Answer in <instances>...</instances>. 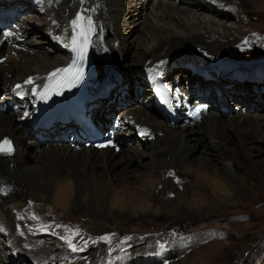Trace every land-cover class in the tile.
Returning a JSON list of instances; mask_svg holds the SVG:
<instances>
[{"label": "bare ground", "instance_id": "obj_1", "mask_svg": "<svg viewBox=\"0 0 264 264\" xmlns=\"http://www.w3.org/2000/svg\"><path fill=\"white\" fill-rule=\"evenodd\" d=\"M232 1L236 2V0H180V3H175L176 0L175 2L170 0H44L43 18L38 17L39 14L36 13L35 17L26 16L29 17L27 19L24 16L21 17L26 21L21 23L24 28H19L22 35L28 34L27 30H36L37 34L32 36L31 40L25 39L23 43L18 42L19 45H4L8 50L7 56L14 53L19 57V60L12 66L0 68V82L3 83V85L0 83V87L2 85V91L5 92L4 104L0 107V140L4 136H9L16 145V152L12 156L3 157L0 155V264H32L24 259L28 255L26 252L20 251L17 244H31L28 251L38 250L40 252L39 249H41L43 257L33 254H31V258L28 257L33 260L37 259V264H52V262L58 264L59 262L58 259H52L57 254L55 253L57 245H53L54 248H51L50 244L54 243L53 240L63 231V229L55 227L63 224L60 222L61 220L48 224L54 227L55 229H52L57 232L52 230L53 237L50 239L41 241L39 237H35L34 235L41 229L37 227L42 226V223L30 219H26V221L31 232L25 228L21 234L26 239L21 238L15 232V228L20 224L14 219L17 218V212L21 206L27 204H24V199L32 202L34 207L38 204L45 205L47 202L48 204L52 202V205L63 212V208H70L71 215L75 214L76 217H84L98 212L110 215L111 209L118 206L125 208V212L132 215V213H138L137 208L144 207L141 202H145V200L138 199L139 196L135 191H131V186L127 187L126 181L132 176L133 163L137 161L140 166H143L142 160L148 156L143 153L145 144L152 143L154 146L150 156L154 163V169L149 177L140 180L139 186L144 188L145 184H148L153 187V190L157 185L158 188L162 185V176L164 179L171 176L169 173L173 175L175 172L177 174L184 172V175L179 178L185 182L190 180L185 176L193 175L195 171L190 167L193 155L192 147L187 143V140L198 143L202 141L204 135H208V142L203 146L201 152L205 155H214V150H220V138L227 135L220 130L221 123L214 111L217 107L216 101L220 96L215 93L213 95L214 88L211 90L213 92L207 90L210 82L213 81L216 89L222 88L219 89L221 97L222 91L238 82L245 83L250 87L264 86V65H259L258 69L262 73L257 74H253L252 71L255 66H250L247 69L250 73L249 81L243 82L239 81L243 76L232 75L235 69L239 68L227 69L231 65L230 63H234V60H228L231 57L225 59L221 55L222 57L214 60V65H210L209 55L214 54L212 53L213 48H218L221 40L228 39L230 36L240 39L249 31L242 28H231L225 24L224 21H231L234 16L231 9L226 8V6H230L229 4H236ZM240 1L243 7V2ZM20 3L22 7L27 6L24 10L31 7L25 1L20 0ZM78 9H84L95 15L104 30V43L100 38H96L87 48V53L90 54L89 59L92 60L96 68L91 77L92 84H100L104 78L112 80L114 77L111 74L112 70L115 69L114 72H117V69H121L126 77L122 81H128L122 82L123 84L118 87L117 91L128 94L132 87V78L141 84V75L138 70L148 73L149 66L157 67L166 63L168 68L163 69V73L175 100L177 115L182 114L181 103L185 104L186 100H190L192 94H196L198 91L204 92V96L207 95L205 96L207 101L214 97L213 102L209 103L210 110L207 111L204 121L202 118L201 122L195 125H182L175 122L172 126L169 122L161 121L158 112H154L150 107L152 101L148 99L149 96H146L143 105L124 108L116 115L131 129V133L126 134L125 138H120L122 142H125V147L118 153L109 148L96 150L82 146L75 149L67 141L59 143L49 140L45 143H38L33 135L26 132L27 124L16 120L20 113H6L7 100L14 99L17 104L25 103L31 96L37 98L32 93L33 87L42 90V86L49 81V74L58 68L63 69V66L70 62L74 54L71 41H69L71 22ZM146 9L148 13H145ZM113 26L122 29V33L115 38L108 37V31L112 33ZM137 29L140 31L137 32ZM133 32L136 34L130 37ZM124 41L127 43L126 46L123 45ZM134 43L139 50L132 60L131 74L127 76L128 67L125 66L126 68L123 69L122 61L119 64L118 60L127 46ZM36 44H46L51 47L49 53L37 51L33 48ZM186 46L191 48L190 50L187 48L188 53L170 57L174 51L186 49ZM200 53L203 56H200ZM187 63H190L191 68L186 67ZM196 66H199L200 69H194ZM209 72L213 77L210 78ZM183 73L190 76L191 86L178 83V76ZM60 75L61 73H58L52 78L60 77ZM29 77H33V83L25 85L24 81ZM204 77L207 78L203 79ZM17 84L23 87L17 89L15 87ZM126 85H128L127 89H125ZM201 86H204L208 94L202 90L203 88H200ZM120 88L123 90L119 91ZM13 89L17 90L10 94ZM144 90L149 91L148 88ZM32 102L29 103L31 108L34 107ZM190 103L195 102L192 100ZM152 105L154 106L153 103ZM112 107L114 106L111 103L102 102L99 108L93 110V114L95 118L108 123L110 120L107 116L111 114L112 110L109 109ZM154 108L156 107L154 106ZM240 113L246 114L243 111ZM243 123L244 119H237L231 129L239 142L245 163L239 160L238 152H232L233 155L228 160L225 155H220V151L219 154H216L218 156L216 161L220 164V168L214 167L209 159H206L205 162H198L200 169L197 170L201 173L195 177L194 185L198 183V177H202L210 183L209 191L214 195H218L219 192L224 194L228 191L231 192L234 188L233 175H236L239 169L245 170L244 164L253 165L255 179L262 181L264 171L258 167V162H251L252 155L247 154L245 152L247 149L244 147V141L249 136L259 133L260 125L257 122H247L246 128L240 129L239 127ZM136 126L147 130L146 134H142L143 139L135 136ZM48 136H52V134H48ZM255 141L256 139L252 140V142ZM132 144L135 146L133 147ZM229 144L230 142L226 141V145ZM30 148L37 151L28 155ZM26 156L32 158L33 162L26 164L24 162ZM123 182L126 184L123 185ZM161 189H165V187H161ZM200 189H202L201 185ZM113 192H115V197L111 196ZM151 192L153 191L151 190ZM125 195L128 196L129 201L133 200L129 203L131 207L127 205ZM140 211H144V209ZM65 213L70 214L67 211ZM84 233L85 231H78L77 236ZM101 252L102 250L97 247V250L90 253V256H99ZM120 253L122 252L115 250L103 257L116 256ZM18 256L21 258L19 262H17Z\"/></svg>", "mask_w": 264, "mask_h": 264}, {"label": "rangeland", "instance_id": "obj_2", "mask_svg": "<svg viewBox=\"0 0 264 264\" xmlns=\"http://www.w3.org/2000/svg\"><path fill=\"white\" fill-rule=\"evenodd\" d=\"M170 1L175 2V0ZM242 2L243 7L240 0L233 2L234 4L236 3L235 5L229 4L230 6H226L229 10L231 9L234 16L231 21L224 22L228 27L242 28L249 31L240 39L230 36L228 39L221 40L219 47L213 48L214 51L212 53L214 54L209 55L211 65L221 55L223 56H221L222 58L228 59L231 57L228 60H234V63H230L231 65L227 69L236 67V65L241 63L250 62L254 64V62H259V60L264 62V57L261 58L264 56V0H242ZM175 3H180V0H176ZM30 8L28 10L31 15L28 14V16L35 17L36 14ZM145 13H148L147 9ZM38 17L43 18L44 13L39 14ZM24 18L27 19L29 17L24 16ZM15 19V21H22L21 23L26 22L21 17H16ZM27 31L28 34L25 35V39L28 40H31L30 38L37 34L36 30ZM138 31L140 29H137ZM121 33L122 29L113 26L112 33L108 31V37L113 36L115 38ZM135 34L133 32L130 37ZM123 43L126 46V41ZM4 47L5 55H7L6 52L8 50L6 46ZM188 47L190 46H186V49L174 51L170 57L185 55L184 53H188L187 51L191 49ZM33 48L40 53L46 54L49 53L51 47L46 44H36ZM47 49L48 51H46ZM138 50L139 48L135 43L128 45L118 60L119 64L122 61L121 66L123 69L128 67L127 76L131 74L132 60ZM199 55L203 56L201 53ZM118 56L120 57V55ZM18 60L19 57L16 54H11L0 64V68L12 66ZM194 69L200 68L196 66ZM114 70L111 73L114 76L112 80L119 82L118 87L128 81H122L126 79L123 70L117 69V72H114ZM185 73L178 76V83L191 86L190 76ZM1 84L3 85V83ZM2 85L0 87V95L4 93ZM213 86L214 83L211 81L207 90L213 92L211 91L214 88ZM118 87L113 89L112 97L110 98L115 99L114 102H110L114 107L109 109L110 111L112 110L111 113H114L115 117L124 108L143 105L144 100L141 101L143 93H139L138 89L134 92L131 87L129 93L126 94V92H118ZM218 89L222 88L218 87ZM143 92L145 93L147 90H143ZM122 95H124V98L118 103L117 100ZM3 96H0V98ZM212 98L214 100V97ZM192 100H194L193 96L190 98V102ZM216 102L217 107L214 111L217 113V118L221 123L220 130L227 136L220 138V150H214V155H205V153L201 152L203 146L208 142V135H204L202 141L198 143H194L193 140H187V143L192 147L193 155L190 167L195 171L193 175L185 176L190 179H188L189 181L185 182L179 178L184 175V172L178 173L179 176L175 172L166 179L162 176L163 183L159 188L157 185L153 190V187L148 184L141 188L139 186L140 180L149 177L154 169V163L150 159L154 146L150 143L145 144L143 147V153L148 156L143 158V166H140L137 161L132 164V176L127 179L126 183L128 184L127 187H132L131 191L137 193L138 199L145 200V202H141L144 207L136 209V211L141 209H144V211H138V213H132L131 215V213L125 212V208L118 206L111 209L110 215L98 212L84 217H76L75 214L71 215L70 208H63V212L52 205V202H49L51 204L47 202L46 206L38 204V206L34 207L32 202L31 204L27 199H24V204H27L21 206L17 212L16 220L14 219L20 224V226L15 228V232L21 238L26 239L23 235H20V231L29 227L26 219H30L31 221L42 223V226L37 227L41 229L34 236L39 237L41 241L50 239L53 237L52 228L54 227L48 224L61 220L60 222H63V226H67V229H70L71 232L75 231L76 235L72 236V243L77 249H80L73 251L69 247L67 240L61 239V236H70L71 232H67L65 227H59L63 231L56 236V239L53 240L55 244H50V247L54 248L53 245H57L55 248V253L57 254L52 259H58L60 263L65 264H264V175L262 176V181L255 179L253 174L255 167L244 164L245 170L239 169L237 171L238 175H233L234 188L231 192L228 191L225 194L219 192L218 195H214L209 191L210 183L202 177H198V183L194 185L195 177L201 173L197 170L200 169L198 162H205L207 161L206 159H209V162L213 163L214 167L220 168V164L216 161L218 157L216 154H219L220 151V155H225L228 160L231 159L232 152H238L239 160L245 163L239 142L231 129L237 119H244V123L242 125L239 124L241 125L240 129L246 128L247 122H257L260 125L261 130L259 133L249 136L244 141V147L247 149L245 152L252 155L251 162H258V167L264 171V86L255 85L250 87L245 83L239 82L231 84L226 90L222 91V97L220 96ZM150 107L154 112H158L152 102ZM10 110L7 106L6 113L13 112ZM241 111L246 114L243 115L240 113ZM205 117H207V113L203 116V121ZM160 119L168 122L162 117ZM171 125L173 126V124ZM253 139H256V141L252 142ZM226 141H229L230 144L226 145ZM132 146L134 147L135 145L132 144ZM230 149L231 151H229ZM36 151V149L30 148L28 149V155ZM24 162L30 164L33 159L26 156ZM126 183L123 182V185ZM200 185L203 190L200 189ZM161 187H165V189H161ZM114 194L115 192L111 196L115 197ZM125 196V201L129 205L133 200L129 201L128 196ZM129 206L131 207V204ZM65 211L70 214L65 213ZM28 229V232H31V229ZM78 231H85V233L77 236ZM105 236H108L109 239H100ZM17 245H19L20 251L27 253L28 256L24 258L25 260L31 262L33 260L29 259L31 254L37 257L44 256L41 249H39L40 252L38 250L28 251L31 244ZM97 247L102 252L99 256L94 255L91 257L90 253L97 250ZM115 250L122 253L116 256L103 257ZM34 261L38 262L37 259L32 262Z\"/></svg>", "mask_w": 264, "mask_h": 264}, {"label": "snow or ice", "instance_id": "obj_3", "mask_svg": "<svg viewBox=\"0 0 264 264\" xmlns=\"http://www.w3.org/2000/svg\"><path fill=\"white\" fill-rule=\"evenodd\" d=\"M73 27V32L71 36V47L73 51L77 53V60L73 62V64H70L67 68L63 69H56L53 73L49 74V80L58 73H70L71 76L68 79V83L72 86H75L76 83H78L83 78V68L77 67L78 61H83L87 46L90 43L91 39V32L93 29V23L90 16H84L83 14H77V17L71 22ZM79 30V31H78ZM12 33L8 32L5 33V36H11ZM33 83V77H29L27 80L24 81V84H32ZM17 89L22 88L23 86L20 84H17L15 86ZM52 90V85L49 83H46L42 86V90L38 89L37 87H33L32 93L33 95L37 96L39 99H47L49 92ZM199 111V110H197ZM25 115H28V113H25ZM147 130H142V134H146ZM99 147H105L106 145H98ZM12 148V142L4 138L3 140H0V153L11 155L13 152ZM169 175H172V173H169ZM31 203V202H30ZM35 218V217H34ZM47 227V226H45ZM55 227H65L66 231L71 232L70 229H67V226L62 225H56ZM76 235L75 232H71L70 236L67 237H61V239H65L68 242L69 247L73 251H78L80 249H77L76 246L72 243V236ZM114 235V234H112ZM100 239L108 240L109 237H101ZM128 239V238H126Z\"/></svg>", "mask_w": 264, "mask_h": 264}]
</instances>
